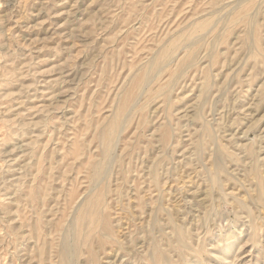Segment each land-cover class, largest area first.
Wrapping results in <instances>:
<instances>
[{
    "label": "rangeland",
    "instance_id": "rangeland-1",
    "mask_svg": "<svg viewBox=\"0 0 264 264\" xmlns=\"http://www.w3.org/2000/svg\"><path fill=\"white\" fill-rule=\"evenodd\" d=\"M0 264H264V0H0Z\"/></svg>",
    "mask_w": 264,
    "mask_h": 264
}]
</instances>
